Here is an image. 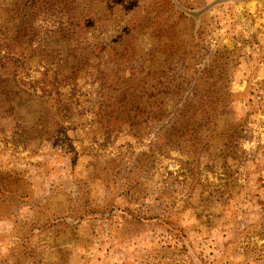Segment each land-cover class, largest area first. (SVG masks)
<instances>
[{
  "label": "rangeland",
  "instance_id": "374dc122",
  "mask_svg": "<svg viewBox=\"0 0 264 264\" xmlns=\"http://www.w3.org/2000/svg\"><path fill=\"white\" fill-rule=\"evenodd\" d=\"M263 16L0 0V264H264Z\"/></svg>",
  "mask_w": 264,
  "mask_h": 264
},
{
  "label": "crops",
  "instance_id": "0c3cea01",
  "mask_svg": "<svg viewBox=\"0 0 264 264\" xmlns=\"http://www.w3.org/2000/svg\"><path fill=\"white\" fill-rule=\"evenodd\" d=\"M251 4L247 5L246 7H248L249 9H253V6H250ZM260 23H263L264 25V16H263V19L262 20H259Z\"/></svg>",
  "mask_w": 264,
  "mask_h": 264
}]
</instances>
